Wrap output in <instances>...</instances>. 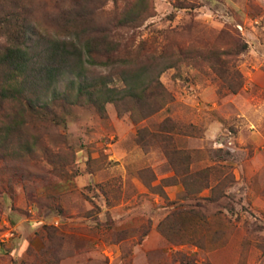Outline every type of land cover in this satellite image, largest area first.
Returning <instances> with one entry per match:
<instances>
[{
  "label": "rangeland",
  "instance_id": "374dc122",
  "mask_svg": "<svg viewBox=\"0 0 264 264\" xmlns=\"http://www.w3.org/2000/svg\"><path fill=\"white\" fill-rule=\"evenodd\" d=\"M135 1L0 0V44L92 26L121 58H178L144 118L131 100L23 115L20 155L0 148V264H264V0H143L117 25Z\"/></svg>",
  "mask_w": 264,
  "mask_h": 264
},
{
  "label": "trees",
  "instance_id": "16d2710c",
  "mask_svg": "<svg viewBox=\"0 0 264 264\" xmlns=\"http://www.w3.org/2000/svg\"><path fill=\"white\" fill-rule=\"evenodd\" d=\"M146 10L143 0L135 1L132 7H123L117 25L135 23ZM80 11L81 14L70 22L72 28L73 24L84 22L79 16H86L87 7L81 5ZM6 27L4 34L9 32ZM27 31L24 26L18 35L8 34L6 42L0 44V108L4 103L15 108L11 117L6 116L5 121L0 122L4 124L0 126V148L6 155L12 153L16 158L21 153L20 149L10 152L8 140L24 122L22 118L26 112L46 116L58 103L78 104L81 101L103 110L105 103L119 106L131 100L142 106L141 117L144 118L164 105L167 94L159 76L178 62L177 56L160 54L153 66L135 63L134 58L127 60L118 56L117 46L106 36L96 35L92 26L65 37L33 38ZM100 50L106 55L104 61L95 58ZM101 66L117 67L121 86L111 85L109 75L94 76L90 71ZM25 148L28 149L26 145L21 146L22 150Z\"/></svg>",
  "mask_w": 264,
  "mask_h": 264
}]
</instances>
